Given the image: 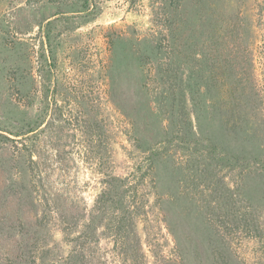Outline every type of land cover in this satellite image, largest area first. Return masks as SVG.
Instances as JSON below:
<instances>
[{"label": "rangeland", "instance_id": "obj_1", "mask_svg": "<svg viewBox=\"0 0 264 264\" xmlns=\"http://www.w3.org/2000/svg\"><path fill=\"white\" fill-rule=\"evenodd\" d=\"M263 168L264 0H0V264H263Z\"/></svg>", "mask_w": 264, "mask_h": 264}, {"label": "trees", "instance_id": "obj_2", "mask_svg": "<svg viewBox=\"0 0 264 264\" xmlns=\"http://www.w3.org/2000/svg\"><path fill=\"white\" fill-rule=\"evenodd\" d=\"M217 74H218V72H212L209 75L210 81L215 82V84L218 83L217 82V79H219L217 77L218 76ZM215 86L216 85H214V87ZM212 89L213 88H210V90H212ZM219 94L220 93H218V95ZM153 165H152L151 168L145 170V172L142 173V174H141V170H142L141 167H139L137 169V172L136 173H133L134 174V180H133V182L130 183L131 190H126V191H123V192H119V191H117V186L114 189L108 190V192H106L105 195H104V198L105 199L103 201L106 204V207H111L114 204V202L118 200L121 203L119 205V207H121L125 211H131V213H133L134 211H136L138 209V205L133 200V197L134 196H138L137 194H139V192L141 190V187H144L146 185V183H147L146 182V179H147L146 176L149 175V173H151L153 171V169H154ZM245 175H247L248 178H258L260 180H264V168L261 169V170H251L250 172H247L246 174H244V176ZM126 193H127V197L128 198H126ZM128 194H129V196H128ZM104 209H106L105 206H104ZM56 213H57V211H56ZM56 213H54V215L52 214V218L53 217L55 218V214ZM58 221H61L62 222L63 219L60 218V217H58ZM51 222H53V221H51ZM58 228H60V230H59L60 233L61 232L62 233L65 232V229L63 230L62 229V226H59ZM258 233H259V237H261L263 231L260 230ZM74 238H75V234H74ZM262 254H264V251H262ZM67 259H68V257H67ZM65 264H68V263H66V261H65ZM72 264H74V263H72ZM260 264H262V263H260Z\"/></svg>", "mask_w": 264, "mask_h": 264}]
</instances>
